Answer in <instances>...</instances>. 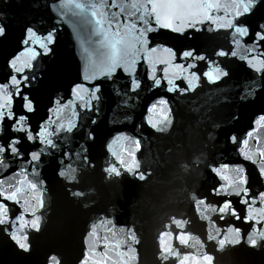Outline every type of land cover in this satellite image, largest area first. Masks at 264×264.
I'll return each mask as SVG.
<instances>
[{"label": "water", "instance_id": "obj_1", "mask_svg": "<svg viewBox=\"0 0 264 264\" xmlns=\"http://www.w3.org/2000/svg\"><path fill=\"white\" fill-rule=\"evenodd\" d=\"M58 3L59 0H0V25L6 29L0 36V83L12 71L8 62L14 57H20L17 67L25 61L32 65L23 75H36L25 90L34 111L26 113L23 126L30 127L35 135L42 125L48 132H55L52 139L57 144V149L44 152L37 169L43 187L22 195L20 204L10 203L12 218L27 210L24 219L30 222L32 207L39 208L37 201L42 200L43 207L36 212L40 216L39 230L25 228L30 246L25 252L10 239L8 233L13 229L9 227L5 232V226L0 225V264H49L53 255L60 264H81L86 251L91 264L100 258L101 251L97 249V255L91 256L93 241L88 232L93 224L99 235L108 236L112 244L122 242L128 229L132 230L137 242L130 245L134 252L128 255L135 259L129 264H180L181 260L184 264H207L205 256L212 257L211 264H264V199L259 198V193L264 192V177L259 174V169L264 168V157L260 155L264 153V120H260L264 116V66L260 60L264 57L258 55L253 60L243 51L245 45L254 46V36L237 37L239 43H233L232 30L216 29L210 22L198 25L202 30L195 33L159 28L149 34L151 45L160 46L157 52H142L129 72L118 68L105 78L92 71V63L98 58L95 38L88 29L78 34L68 16L61 20L55 6ZM222 3L230 4L231 0ZM230 11L225 8L213 15L226 17ZM240 20L255 29L264 22V2ZM53 26L57 31L55 42L48 45L51 50L33 59L32 51L42 52L39 45ZM26 27L36 31L28 44L23 43ZM163 47L172 48L176 56L170 58ZM190 48L207 59H181L179 54ZM221 50L228 55L217 56ZM233 50L236 56L231 55ZM259 52H264V44L259 45ZM161 60L169 63H160ZM189 63L196 65L195 69H188ZM177 64L186 70L173 67ZM217 65L228 76L209 83L202 74L215 73ZM191 71L200 76L192 91H167L171 87L167 79L183 87L178 77L190 78ZM85 75L89 80H84ZM149 76L160 79L161 85L155 86ZM132 80L140 83L135 91L131 90ZM75 84L87 89H77L84 101L72 92ZM95 87L99 88V99L89 95ZM160 98L166 99L167 105H157L149 112L148 108ZM84 102H88V108L80 107ZM13 107L18 115H25L19 97L14 98ZM161 108L170 109L171 118L163 132L148 123L156 122ZM10 124L7 120L0 122V143L19 136L22 153L44 147L39 142H28L24 134L13 133ZM73 125L71 132L65 131ZM89 133L93 139L87 138ZM245 139L247 144L243 143ZM136 140L140 141L138 150ZM133 158L140 163L144 180L123 170L118 177L105 172L109 165H118L119 160L131 163ZM25 163L24 159L17 160L11 170L0 173V178L11 177ZM69 165L75 169V180L71 182L58 175L61 168ZM242 175L247 184L235 189L233 182ZM15 179L22 180L23 175ZM28 179L35 182L31 168ZM213 188H220L221 195H214ZM244 188L248 189L247 196L243 195ZM235 191H241V196L226 195ZM76 192L83 195L74 196ZM224 199L231 200L240 219L224 214L221 220V214L212 210ZM199 200L205 203L198 204ZM241 200H248L250 206ZM245 215L254 219L245 222ZM173 219L181 221L183 228L172 224ZM106 229H112L116 236L113 238ZM161 232L170 233L162 238L164 245L179 253L170 254L167 261L160 259ZM249 233L257 240L255 246L248 243ZM180 234L187 244L178 242ZM209 235L216 239L208 240ZM225 235L240 243L219 248L217 241ZM119 251L128 252V247L122 244Z\"/></svg>", "mask_w": 264, "mask_h": 264}, {"label": "snow or ice", "instance_id": "obj_2", "mask_svg": "<svg viewBox=\"0 0 264 264\" xmlns=\"http://www.w3.org/2000/svg\"><path fill=\"white\" fill-rule=\"evenodd\" d=\"M264 2V0H231L230 4L222 3V0H59L56 4V9L60 12V19L63 20L65 16L73 20L74 27L79 34L81 29H88L91 37H94V43L97 45L98 58L92 63V71L94 74H99L105 78L112 76L118 68H123L124 72H129L130 69L137 63V59L142 52H157L160 46H152L149 39V34L157 31L159 28L168 29L172 32L184 34L186 31L193 33L201 31L202 29L198 25H203L205 22H210L216 26V29L232 30L233 43H239L237 37H243L252 35L254 36L253 45H245L243 51L251 55L252 59H257V56L264 57V52H259V45L264 44V22L258 23L255 29H250V26L246 23H242L240 18L243 16L251 15L256 7ZM232 9L226 17L214 16V12L221 11L222 9ZM153 23L155 27H153ZM5 26L0 25V36L5 35ZM57 28H53L47 32L43 37L44 43L39 46L42 49L41 53L32 51V58L35 59L37 55L47 54L51 49L48 45L55 42V33ZM26 38L23 43L28 44L32 37L36 35V31L33 27L25 28ZM162 51L166 52L170 58H174L176 53L172 48L163 47ZM180 58L183 60H195L205 61L207 58L204 55L197 54L195 48L182 51ZM219 57L228 55L225 51L221 50L216 53ZM232 56H236V51H231ZM20 57L16 56L8 62V67L12 70L8 76L5 77V82L0 83V122L5 120L10 121V127L13 133L24 134V139L28 142H39L44 147L39 151H31L27 154L22 153L20 149L21 139L19 136H11L3 143H0V173H4L12 169L16 165V161L24 159L25 164L20 165L16 171L12 172V176L8 178H0V225L5 226L4 231L8 232L9 227L13 230L9 232L10 239L15 242L19 249L27 252L29 251L28 237L25 234V228L31 227L34 230H39L40 216L36 215L39 208L43 207V201L38 200L39 208L33 206L31 213V221L24 219L25 212L21 211L20 215H14V218L10 216V203L11 205H17L21 203V196L26 194L29 190L35 192L37 189L42 188L44 181L38 179L37 169L42 160L43 154L49 148L57 149V144L53 141L52 137L55 132H48L42 125L39 126V130L33 135L31 128H25L23 125L27 120L26 113L34 111L33 101L29 95L26 94V89L30 86L31 82L36 79V75L33 72L31 75H23L25 69L32 67L27 61L23 63L22 67H17V61ZM160 63L167 64L169 61L161 60ZM214 63V62H213ZM262 66H264V59L260 60ZM255 68V65H251ZM175 68H180L181 71H185L183 65H173ZM196 65L189 63L188 69H195ZM167 74L168 69H164ZM259 71V69H257ZM16 73V74H13ZM203 77L208 80L209 83H215L222 77L228 76V72L224 71L218 65L216 66L215 73L210 71L203 72ZM188 77H178L182 80L184 86L180 84H174L172 79H167V84L171 85L167 89L168 92H189L195 87L194 82L199 81L200 76L196 71H191ZM94 78V77H93ZM149 79H153L155 86L161 85V80L149 76ZM84 80H89L87 75L84 76ZM131 90L135 91L140 87V83L137 80L130 82ZM12 91H9V89ZM77 89L83 88L81 84H75L72 88V92L76 94L81 101H84V97L80 96ZM99 91L98 87L92 89L89 93L92 99H99L96 93ZM15 97H19L22 102V109L25 115H18L13 107V100ZM167 100L164 98L158 99L155 103L148 108L149 112H152L157 108V105L166 106ZM82 108H88V102H84L80 105ZM260 120H264V116L260 117ZM94 123V122H93ZM150 126L157 131H165L167 126L171 123L170 109L164 110L161 108L159 112V118L156 122L148 121ZM73 126H70L65 131L71 132ZM57 129L56 131H60ZM251 136V132L248 133ZM88 139H93L91 133L87 136ZM233 142H236V138H231ZM244 144L248 141L245 139ZM135 145L137 150L140 148V141L136 140ZM61 155L67 156L69 153L62 152ZM131 155V154H130ZM264 157V153L260 154ZM84 162L87 163V156L84 157ZM227 167V165H223ZM140 163L132 159L131 163L124 160H119L118 165L112 164L105 169V172L109 175L120 176L121 170L126 173H131L139 180L145 179V174L140 171ZM31 168V175L33 180L28 179V169ZM243 172V169H239ZM75 169L68 166L67 169L61 168L58 172L60 177L67 180L74 181L75 175L73 174ZM259 174L264 177V168L259 169ZM23 175V179H15ZM14 181V182H13ZM247 184V178L241 176L238 182H233V187L239 189L240 185ZM24 185H27L25 188ZM214 195H221L220 188H213ZM235 194L241 196V191H235L234 193H226L230 196ZM74 196H82L83 193H73ZM243 195H248V189H243ZM259 198L264 199V192L259 193ZM255 202V197H253ZM198 204L205 203L204 200L197 201ZM240 203L249 205L248 200H241ZM213 211H218L220 219H224V214H228L236 219H240L237 215L236 209L233 208L232 202L229 199H224L222 204H219L218 208L213 207ZM254 219L253 217L245 215L244 221L249 222ZM264 219V217H262ZM23 221L22 223H20ZM104 222V221H102ZM110 223V221H108ZM259 223V221H257ZM172 224L177 228H183L181 221L173 219ZM19 226V231H17ZM168 227L167 225L165 226ZM111 233L112 237L116 236V233L112 229H106ZM123 232L124 230L121 229ZM231 232L232 229H229ZM236 234H239L240 229L236 228ZM170 235L169 232H161L160 242V259L167 261L169 255L178 256V252H173L171 247L164 245L163 237ZM219 235V232H218ZM264 235V234H262ZM88 236L92 238L91 256L97 255V249H100V258L91 261V264H129L130 261L135 259L134 255H128V253L134 252V249L130 247L132 243H136L135 234L131 229H128V234L125 235L122 242L117 241L112 244L108 236H100L96 230V225L93 224L88 232ZM180 244H187L188 241L180 234L176 237ZM216 237L208 236V240H215ZM85 243L88 244L87 237ZM240 240L237 238H229L225 235V238L219 239L217 244L219 248H223L226 244H238ZM248 243L252 246L257 244V240L253 238V234L249 233ZM128 247V252H120L119 248L122 246ZM113 256L118 259L113 260ZM126 258V259H125ZM204 260L207 264H211L212 257L205 256ZM49 264H60V261L55 255L49 257ZM81 264H90L89 252L84 253V258L81 260ZM180 264H184L181 260Z\"/></svg>", "mask_w": 264, "mask_h": 264}]
</instances>
